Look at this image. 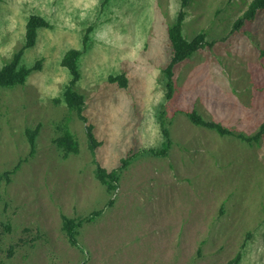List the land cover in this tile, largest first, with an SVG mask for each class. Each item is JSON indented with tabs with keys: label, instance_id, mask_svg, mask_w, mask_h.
Masks as SVG:
<instances>
[{
	"label": "rangeland",
	"instance_id": "374dc122",
	"mask_svg": "<svg viewBox=\"0 0 264 264\" xmlns=\"http://www.w3.org/2000/svg\"><path fill=\"white\" fill-rule=\"evenodd\" d=\"M248 2H187L184 34L206 30L207 42L175 66L168 98L179 0H0V67L23 47L29 16L48 22L23 51L24 85L0 86L2 264H264V133L239 137L264 122V10L232 26ZM70 49L84 50L83 118L62 95ZM162 122L164 156L152 152ZM66 130L78 153L56 143ZM98 166L116 171L114 189ZM63 217L82 222L76 245Z\"/></svg>",
	"mask_w": 264,
	"mask_h": 264
},
{
	"label": "trees",
	"instance_id": "16d2710c",
	"mask_svg": "<svg viewBox=\"0 0 264 264\" xmlns=\"http://www.w3.org/2000/svg\"><path fill=\"white\" fill-rule=\"evenodd\" d=\"M109 0H104L107 2ZM229 2L231 0H228ZM180 2V10L175 16L174 21L171 25L167 27V38H168V46H169V54H170V62L168 63L167 67L165 68V83L168 89L167 97L171 98L173 95L174 90V83L172 80V74L175 66L179 63L190 59L193 54L198 51L207 41L206 37L208 35L206 30H199L196 32L191 38L185 36L184 34V21L185 16L187 15V11L184 9L187 2L189 0H179ZM260 10H264V0H249L247 5L245 6L243 12L234 20L233 22V29H239L242 27L244 23L251 22L257 12ZM48 26V22L40 16L31 15L28 17L26 22V31H25V43L23 47L18 50L16 53L13 54L12 58L4 63L0 67V86L1 87H15L18 85H24L27 76L30 74L32 68H28L26 65L22 63V55L23 51L27 47H31L35 41L37 30L40 27ZM88 39H86L87 41ZM212 44V43H211ZM83 49H70L64 53L62 57V65L67 68L71 75V79L65 85L64 90L62 91L63 99L67 104L70 111H76L78 115L81 117V111L83 110V95L78 93L74 88L77 79L79 78V60L83 54ZM119 84L122 86H126L128 83V79L124 76L118 78ZM189 117L194 118L195 121L199 123L203 122L202 124L211 126L217 130L218 133L224 134L227 130L221 127L219 124L216 123H208L202 121L200 118L196 117L194 113H189ZM83 118V117H81ZM161 132L163 142L158 150H152V152L156 155L164 156L167 153V150L170 148L172 142L169 138V131L165 124L161 123ZM228 133H231L229 130ZM37 131H28V140L30 143L31 152H35V135ZM264 133V122L261 124L260 128L250 135H243L239 134V137L244 140L250 142L251 140H258L260 136ZM91 136V134H90ZM56 143L59 147H62L66 152L71 153H78V145L77 142L74 140L73 135L70 134L68 130H66L61 136L56 139ZM97 144V143H92ZM130 158V157H129ZM129 159H122V164L126 165ZM9 174V173H8ZM4 176L7 177V173H4ZM96 176L99 181L107 187L108 191L112 190L116 187L118 181V175L116 171H112L107 173L104 168L98 166L96 170ZM8 180V179H7ZM82 222H75V220L63 217V225L62 228L65 230L68 239L72 245L77 244L76 239V228L80 227ZM12 248V247H11ZM12 255V249H10L9 253ZM0 264L2 261L0 260Z\"/></svg>",
	"mask_w": 264,
	"mask_h": 264
}]
</instances>
